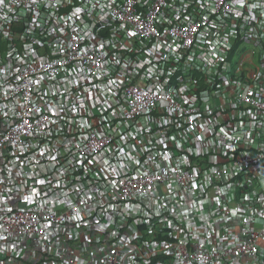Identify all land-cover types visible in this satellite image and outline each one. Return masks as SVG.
Listing matches in <instances>:
<instances>
[{
    "label": "built area",
    "instance_id": "obj_1",
    "mask_svg": "<svg viewBox=\"0 0 264 264\" xmlns=\"http://www.w3.org/2000/svg\"><path fill=\"white\" fill-rule=\"evenodd\" d=\"M0 42V264H264V0H0Z\"/></svg>",
    "mask_w": 264,
    "mask_h": 264
},
{
    "label": "rangeland",
    "instance_id": "obj_2",
    "mask_svg": "<svg viewBox=\"0 0 264 264\" xmlns=\"http://www.w3.org/2000/svg\"><path fill=\"white\" fill-rule=\"evenodd\" d=\"M4 49V45L0 42V50L2 51ZM237 211L234 210V214L236 213Z\"/></svg>",
    "mask_w": 264,
    "mask_h": 264
}]
</instances>
